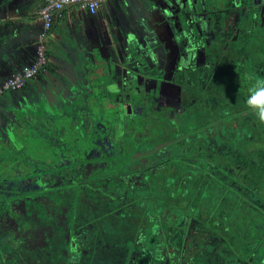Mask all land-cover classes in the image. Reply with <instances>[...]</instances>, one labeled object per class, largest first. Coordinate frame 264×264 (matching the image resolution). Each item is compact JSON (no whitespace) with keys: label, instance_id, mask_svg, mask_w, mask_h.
Returning a JSON list of instances; mask_svg holds the SVG:
<instances>
[{"label":"trees","instance_id":"16d2710c","mask_svg":"<svg viewBox=\"0 0 264 264\" xmlns=\"http://www.w3.org/2000/svg\"><path fill=\"white\" fill-rule=\"evenodd\" d=\"M206 77L205 74L204 78ZM204 78L202 77V80ZM249 78L248 76L244 80V84L251 86L254 82ZM98 84L101 85L96 82V85ZM101 94L103 97L106 94V101L110 107L105 108L101 102L91 101L90 95ZM120 95L117 92H107L102 86H94L90 94H86L82 99H75L62 111L64 114L61 116L65 117L63 122L59 120L57 123L54 118L50 126H44L42 119L38 126L41 130L36 129L35 123L26 122L30 133L24 134L27 147H24L22 152L25 155L28 153L29 158L39 162L37 165L26 167L24 164L28 162L16 159L14 160L16 162L12 160L11 163L0 165V176L5 173L6 177V171L11 176L8 178L7 175L0 182V186L11 187L12 183L10 191L4 193L13 195L10 198L11 203L9 200L5 202V197H0V207L9 203L11 208L0 213V244L2 241H8L7 253L3 259L0 257V264H22L19 249L22 251L32 249L27 242L33 243L39 236H47L52 232L51 228L48 231L44 230V227L38 224L41 221L37 219L38 214L43 215L45 212L49 218L54 216L50 208L53 206L48 203L52 196L45 201V191V195L49 191L66 192L68 195L63 198L64 202L61 204L62 211L67 210L68 213L57 211L55 221V226L63 229L64 233L59 236L51 233L52 238L49 239L51 246L57 250V256H61L67 264H194L205 254L204 247L212 252L207 253L208 256L212 255L208 260L209 264H244L245 260L230 246L205 245L202 239L196 241V236L200 237V234H194V226L197 225L198 228L199 225L213 219L221 222L225 230L233 227L241 234L246 233L247 228L252 226L251 229L256 228L257 244L252 243L251 246L252 251L260 256L264 252V212L254 209L259 214L257 215L252 210L248 212V209H245L246 205L243 204L235 185V179H238L236 171L229 172L218 166L216 170L226 175L227 179L211 178L208 173L200 171L197 167L195 171L184 175L183 162L186 157L192 156L191 152L194 150L199 156L203 150L199 138L195 135L199 134L198 136L206 138V127L184 128L177 132L178 136L174 137L173 142L165 149L160 147L164 144L161 138L163 134L161 125L154 122V128L150 133L153 135L157 132L155 135H158L159 139L153 147L148 143L151 135H145L144 131L148 123L142 119L145 117L147 107L140 101V97H130L132 111L130 117L125 118L124 102L120 100ZM246 112L251 114L248 108ZM68 113L72 119L67 117ZM239 114L234 113L225 117L224 126L226 127L227 122ZM254 119L256 120L255 117ZM61 124L65 130L68 127L73 129L72 139L64 138L65 130ZM243 124L244 120L241 118L236 122L233 131L236 130L237 133V129ZM262 126L264 124L257 121L255 127ZM126 128L132 131H127ZM225 130L224 127L215 128L214 132L221 134ZM64 144L69 150L67 148L65 151L62 150ZM28 147L32 149L29 151ZM66 151H70L71 154ZM262 151L263 149H255L253 157L264 160ZM218 153L219 151L216 154ZM242 155L241 147L231 143L230 149L225 148L218 157L212 159V162L229 161L237 167L241 163L239 160ZM53 158L58 163L49 161ZM41 164H46L50 171L43 173L40 169ZM67 169H73V174ZM41 174L50 178L48 182L37 178L36 184L31 186L28 179L34 175L39 177ZM242 179L240 180L245 184L248 182L246 181L248 178ZM24 182L28 184H23ZM156 184L159 185L158 194L154 191ZM210 185H213L214 189L202 191L203 188L208 189ZM140 187L144 192L143 197H133L135 189ZM116 190L123 200L121 205L120 202L113 201L112 207L100 199L102 196L111 202L115 199ZM218 192H221L223 199L226 200L225 209H218L225 213L222 221L220 218H214V211L210 212L209 209L212 199L216 198ZM257 197L264 201V196ZM36 203L41 205L42 209H27ZM56 206L59 208L58 204ZM93 206L96 209H92ZM219 206L223 204L220 203ZM166 210L169 213L165 215L167 220L170 218L169 215L172 218L183 216L179 227L171 231L168 230L167 220L162 221L159 217V214ZM6 213L10 216L8 217ZM2 215L8 217V220L2 221ZM14 216L19 219L15 224L12 221ZM251 220H255L256 223L252 224ZM190 225L193 226V233L191 231L188 233ZM49 226L53 228L50 222ZM205 236L209 235L204 234L203 237ZM217 240L220 243L223 241ZM185 254L187 257H184ZM175 256L181 259L178 260ZM188 256L194 258L193 262L189 261Z\"/></svg>","mask_w":264,"mask_h":264},{"label":"rangeland","instance_id":"374dc122","mask_svg":"<svg viewBox=\"0 0 264 264\" xmlns=\"http://www.w3.org/2000/svg\"><path fill=\"white\" fill-rule=\"evenodd\" d=\"M117 3L120 7L118 8L119 11L124 15L131 16V20L134 21L129 26V30L135 33L137 31L133 46H128L126 42L130 40L128 37L125 40L124 37H112L106 52L100 54L97 51V57L104 59L98 61L86 56L85 60L75 68L76 77L79 81L78 90L75 92L77 96L80 99L84 98L86 94L92 92L94 86H102L107 92L120 93V100L124 102L123 116L125 118L130 117L132 111L130 102L132 99L130 97H140V101L147 107L145 117L142 118L148 123L144 128L145 135H151L148 143L153 147L157 143L156 140L159 139V136L155 135L157 132L153 135L150 133V130L154 128V122L158 123L156 125H161L163 132L161 138L164 144L160 147H165V149L173 142L172 139L178 136L177 132L184 128L206 127V138L198 136L199 134L195 135L199 138V144L203 146V150L199 156L194 150L191 152L192 156L186 157L183 162L184 175H188L190 171H195L194 169L197 167L200 171L208 173L211 178L227 179V176L220 173L216 168L219 166L229 172L234 170L238 177L235 179V185L242 197L243 204L246 205L245 209H248V212L252 210L257 215L259 214L254 209H260L264 212V201L257 197L264 196V183L262 184L264 181V177H262L264 160L253 157L255 149H263L261 154L264 157V126L256 128L257 119L255 120L253 115L246 112L245 102L248 98L250 85L244 84V80L248 76L264 77V0H118ZM237 5L239 6L237 7ZM119 24L120 22H118ZM123 33L126 34V32ZM47 66L46 63L42 74L49 78L56 77V73L49 72L51 68L50 66L47 68ZM87 69L92 71L86 72ZM205 74L206 78H204ZM89 78L91 80L87 81ZM250 80L254 82V80ZM96 82L101 85H96ZM21 90L5 94H13ZM57 90L62 92L60 86H57ZM106 98V94L104 97L102 94L90 95L91 101H99L103 107L108 108L110 106ZM49 99L51 100L45 104L46 107L43 105L38 112L33 111L29 116L24 112L18 114V120L12 113H8L6 117L8 120L7 127L2 128L7 131L0 135V143L13 144L20 140V146L16 149L12 146L0 148V158L4 159L5 164L15 156H17L16 159H22L24 163L28 162V164H24L26 167L38 164L39 161L29 158L28 153L25 155L22 152L24 151L23 148L27 147L24 134L30 133L27 131V124L23 120H27L28 117L32 120L31 122L36 124V129L41 130L38 127L41 124L39 121L43 119L42 122L47 124L44 121L45 113H52L61 106L60 103L54 101L52 96ZM65 105L66 103H62V106ZM234 113L240 114L228 121L225 127L223 119ZM59 114H64V112ZM67 117L72 119L70 113L67 114ZM241 118L244 120V124L237 129L236 133V130L233 131V129H235L236 122ZM64 119L65 117L61 115L56 116L57 123L59 120L63 122ZM61 126L64 125L61 124ZM221 127L226 128L223 133L214 132L215 128L220 129ZM126 130L132 131L127 128ZM73 133V129L68 127L65 130L64 138L72 139ZM231 143L241 147L243 151L239 160L241 163L234 167L229 161L212 162V159L218 157V154L225 148L230 149ZM66 148L69 150L64 144L62 150ZM28 149L30 151L32 148L28 147ZM218 151L219 153L216 154ZM66 152L71 154L70 151ZM36 153L38 152H34V154ZM45 157L47 158L46 155ZM40 159L42 160V158ZM14 160L13 162H16ZM49 161L58 163V161L55 162L54 158ZM40 166L43 173L50 171L46 164ZM67 171L73 174V169H67ZM7 175L8 178H11L9 172L6 171V177ZM44 176V174L39 175V177L34 175L28 179V182L30 185H35L38 178L47 183L50 178ZM6 177L5 173L1 175L0 182ZM241 178H243L242 180L248 178L246 180L248 182L245 184L240 180ZM28 182L23 184H28ZM159 182L162 181L159 180ZM159 185L156 184L154 188L157 194ZM1 186L0 193H4L10 191L12 183L11 187L9 185ZM212 189L214 186L210 185L208 189L203 188L202 191L207 192ZM135 191L133 197H143L144 192L141 187ZM45 192V201L49 196H52L48 199V203L53 206L50 208L52 209L51 214L54 216L49 218L47 212L43 215L38 214L37 219L41 221L38 224H41L40 226H43L46 231L51 228L52 235H63L64 230L56 227L55 221L57 211L68 213L67 210L62 211L61 209V204L64 202L63 198L68 195L66 192L59 191H49L45 195ZM115 193V199L111 202L102 196L100 199L112 207L113 201H118L121 205L123 200L117 194V190ZM218 193L216 198L212 199L209 209L210 212L214 211V218L221 219L225 213L218 209H225L226 200L223 199L221 192ZM4 195L6 193L0 197H5V202L10 201V198L13 197L11 194L6 195L7 197ZM220 203L224 207L219 206ZM9 205L8 203L0 207V213L4 212L5 209H11ZM27 209H42V206L36 203ZM92 209L96 208L93 206ZM6 214L8 217L10 216L8 213ZM168 214L166 210V212L160 213L159 217L162 221L167 220L165 215ZM150 216L153 217L152 214ZM169 216L167 227L171 231L175 227H179L183 216H178L179 219ZM8 217L2 215L1 220L7 221ZM18 220L15 216L12 218L14 224ZM49 222L53 228L49 226ZM153 222L155 224V221ZM218 222V220L213 219L199 225L198 228L195 225L194 234H200V237L196 236V241L202 239L205 245L230 246L239 257L245 260L244 264H252L254 261L256 264H264V252L259 256L258 253L252 251L253 246L251 244H257V241L255 242L256 228L251 229L252 226L247 228L246 233L241 234L233 227L225 230L221 226V222L218 226ZM250 222L256 223L255 220ZM192 228L191 225L188 227V233L192 232ZM210 231L214 233H210ZM51 233H48L47 236L38 237L37 241L33 243L27 242L32 246V249L24 251L19 249L18 253L22 264H67L61 256H57V250L51 246L49 240L52 238ZM204 234L209 236L203 237ZM217 239L223 241L220 243ZM0 246V257L3 259L8 250V241H2ZM203 252L205 254L201 260L194 262V264H209L208 260L212 255L208 256L207 253L212 252L206 250L205 247ZM184 257L187 255L185 254ZM188 257L189 261L193 262L194 258ZM175 258L181 259L177 256ZM256 258L257 260H255Z\"/></svg>","mask_w":264,"mask_h":264},{"label":"crops","instance_id":"0c3cea01","mask_svg":"<svg viewBox=\"0 0 264 264\" xmlns=\"http://www.w3.org/2000/svg\"><path fill=\"white\" fill-rule=\"evenodd\" d=\"M117 1L103 0L93 15L80 9L77 5L66 7L61 16L54 21L46 38L40 40L42 22L38 11L42 8L43 1L0 0V83L35 63L38 58L36 52L39 44L43 46L45 58L43 69L47 63V68L49 66L51 68L49 72L56 73V77L49 78L42 74L44 71L42 69L35 78L26 82L20 92L0 96V135L7 131L2 128L7 127L8 113H12L17 120L19 119L17 116L21 112L29 116L33 111H40L43 105L46 107L45 104L51 100L49 98L52 96L54 101L60 103L61 106L52 113H45L44 120L48 125L44 124V126H50L53 118L61 115L59 113L66 110L75 99H80L75 93L79 84L75 68L85 60L86 56L98 61L104 59L97 57V51L100 54L106 52L112 37H124V40L128 37L130 39L126 41L128 46H133L137 31L135 33L129 30L133 21L132 17L119 11L120 7L117 5ZM118 22H120L119 25ZM90 71L92 70L88 72ZM88 80L90 81L91 78ZM57 86L61 87L62 92L57 90ZM71 92L73 93L71 94ZM62 103H66V105L62 106ZM26 121L31 122L32 120L27 117V120L25 119L23 122L26 124ZM26 126L29 128L28 124ZM11 146L16 149L20 146V140L13 144L0 143V148H10ZM14 159L16 156L9 159L6 164L11 163ZM6 164L4 159L0 158V165Z\"/></svg>","mask_w":264,"mask_h":264},{"label":"built area","instance_id":"2783aa9c","mask_svg":"<svg viewBox=\"0 0 264 264\" xmlns=\"http://www.w3.org/2000/svg\"><path fill=\"white\" fill-rule=\"evenodd\" d=\"M43 6L38 11V16L42 22V33L39 36L40 40L46 38L47 33L60 16L62 11L71 5H77L80 9L86 10L93 15L99 9L103 0H42ZM37 60L32 65L23 68L20 72L11 75L0 83V96L5 93H10L22 89L29 79L35 78L45 65L43 55V46H37Z\"/></svg>","mask_w":264,"mask_h":264},{"label":"clouds","instance_id":"9594fccd","mask_svg":"<svg viewBox=\"0 0 264 264\" xmlns=\"http://www.w3.org/2000/svg\"><path fill=\"white\" fill-rule=\"evenodd\" d=\"M250 79L254 80V83L248 89L246 107L259 123L264 124V77L254 76Z\"/></svg>","mask_w":264,"mask_h":264},{"label":"flooded vegetation","instance_id":"af4514ba","mask_svg":"<svg viewBox=\"0 0 264 264\" xmlns=\"http://www.w3.org/2000/svg\"><path fill=\"white\" fill-rule=\"evenodd\" d=\"M42 236V235H41ZM41 236H39V237H41ZM50 236H52V235H50ZM37 239V238H36ZM37 241V240H36Z\"/></svg>","mask_w":264,"mask_h":264}]
</instances>
